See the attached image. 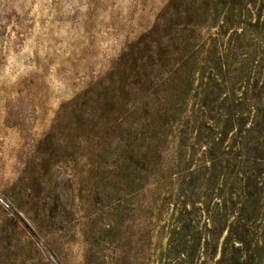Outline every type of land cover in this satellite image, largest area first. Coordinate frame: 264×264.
<instances>
[{"label":"rangeland","instance_id":"rangeland-1","mask_svg":"<svg viewBox=\"0 0 264 264\" xmlns=\"http://www.w3.org/2000/svg\"><path fill=\"white\" fill-rule=\"evenodd\" d=\"M191 2L0 0V264H156L201 154Z\"/></svg>","mask_w":264,"mask_h":264},{"label":"trees","instance_id":"trees-1","mask_svg":"<svg viewBox=\"0 0 264 264\" xmlns=\"http://www.w3.org/2000/svg\"><path fill=\"white\" fill-rule=\"evenodd\" d=\"M197 1L191 16L215 31L186 62L201 154L183 167L156 264H264V0Z\"/></svg>","mask_w":264,"mask_h":264}]
</instances>
